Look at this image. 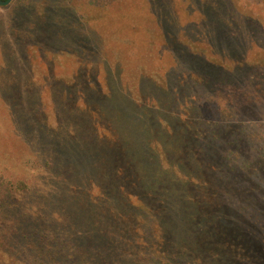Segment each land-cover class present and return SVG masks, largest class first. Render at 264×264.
I'll list each match as a JSON object with an SVG mask.
<instances>
[{
	"label": "trees",
	"instance_id": "16d2710c",
	"mask_svg": "<svg viewBox=\"0 0 264 264\" xmlns=\"http://www.w3.org/2000/svg\"><path fill=\"white\" fill-rule=\"evenodd\" d=\"M119 1L13 0L8 26L29 41L19 56L24 70L32 73L35 58L41 62L43 76L55 79L49 67L52 57L67 71L57 81L61 87L54 85L49 100L51 118L45 97L37 91L14 99L0 94V140L14 144L7 147L9 158L0 157V180L7 183L8 191H24L19 193L25 197L20 208L38 204L26 209L28 220L36 218V225L28 226H37L38 232L45 229L41 233L50 242L43 250L28 245L32 251H24L37 254L29 255L34 264H229V257L249 264L252 251L246 249L250 240L240 231L244 224L231 230L209 210L220 207L214 200L218 191L230 199L242 198L248 219L252 216L263 222L264 187L251 174L255 172L264 185V57L261 64L252 66L256 70L249 79H243L241 71L247 69V59L256 53L253 50L260 48L259 40H264V19L260 22L245 4L234 0H183V18L191 26L183 31L187 43L159 45L158 58H154L158 63L148 65L156 75L164 73L162 79L138 68L132 73L138 78L130 80L132 74L123 77L120 55L128 56L124 61L136 66L140 65L137 59L144 63L152 55L140 57L150 49L147 39L142 37L138 43L136 39L131 50L130 42L124 45L125 33L114 34L121 45L116 41L111 49L112 27L106 30L92 20L85 24L75 19L78 10L100 7L112 12L111 22L127 23L119 9L115 10ZM143 1L150 7L162 3L157 8L159 16L156 11L153 15L158 16V24L168 22L162 7L171 6L174 0ZM251 4L264 14V0ZM29 50H34V58ZM180 51L183 56L178 55ZM87 70L102 71V79L93 81L97 94L88 90ZM172 82L176 84L169 92ZM74 86H78L76 93ZM171 94L182 102V112L172 110V99L160 98ZM229 116L233 123L224 119ZM171 119L182 121V126H174ZM19 120L26 122L24 128ZM29 147L40 156L39 161L35 157L36 168L52 177L45 191L34 190L23 180L29 173L31 160L25 152ZM83 187L86 196H81ZM12 203L6 199L1 205L10 210ZM152 206H159L160 214L167 212V233L179 232L172 239L162 231L149 241L130 240L136 225L151 216ZM57 214L79 225L77 241L64 238L61 244L56 239V230L45 222ZM177 216L191 230L183 231ZM258 236L250 246L253 250L261 249L264 231ZM85 243L92 244L91 253L81 252L79 246L87 247ZM257 256L264 258L261 250Z\"/></svg>",
	"mask_w": 264,
	"mask_h": 264
},
{
	"label": "rangeland",
	"instance_id": "374dc122",
	"mask_svg": "<svg viewBox=\"0 0 264 264\" xmlns=\"http://www.w3.org/2000/svg\"><path fill=\"white\" fill-rule=\"evenodd\" d=\"M234 1L242 5L245 4V6L248 9H250L249 13H251L252 16H256L255 18L260 20V22L261 20L264 19V14L259 12L254 7V4H251V2H259V0H234ZM160 4L162 5V3ZM159 5H155V7H150L149 3L144 2L143 0H120L115 10L118 11L119 9V11L121 12L120 13L121 18L123 17L126 21H128L127 23L123 21L111 22L110 20L113 18L112 12L109 14L108 10L105 11V9H101L100 7H87L81 11L78 10L76 12L77 16L75 19H77L81 23L84 22L85 24L89 23L92 20L94 24L97 25V27H100L106 30L112 27L111 35H109V37L112 40H110V42L108 43L111 49L116 47L115 46L116 41L119 44V46L121 45V42H118V38L114 36V34L118 35L120 33H125L127 36L124 35L126 37L124 40V45L130 42L131 44L129 45V47L131 48V50L134 49L133 44H135L134 42L136 41V39H137V43L139 42V39H142V37L144 39H147V43H146L147 48H150V49L147 50L146 54L140 55V57L147 56L148 58L149 54H152V55L147 60H144V63L141 61V59L139 60L137 59V61L140 62V65L141 63L144 64V67H141L140 65L136 66L131 62H126L124 60H128L126 59L128 58V56H125L124 54L120 55V58H124V60L122 59L123 60L122 67H125V74L123 77L124 78L130 77V75L139 68L141 69L142 72L144 71L148 72V74L152 75L154 79L160 78L159 76H161V79H162L164 73H160L156 75V72H152L154 71L152 69V66H149L148 64H150L151 62L158 63V59L154 60V58L155 56L158 58L157 55H159V52L157 50L159 49V45L165 44V43L166 44L173 43L174 45L180 46L181 44L187 43V41L183 39V36L185 35L183 31H185L186 29L187 30L191 29V26L188 27L186 21L183 18L184 17L183 16V0H174V2L172 1L171 6L162 7L163 9H166L162 11L163 13L162 16L167 17L168 19V22H162V24L157 23L158 16H159L157 8ZM12 9H13V0L8 6L0 7V25L3 27L2 31H0V57H1L0 58V94L10 97L11 99H14L16 96L24 97L26 96V94L28 95V94H31L37 91L39 94H42V97H45L46 99L45 104L49 112L48 114L51 118V101L49 100H51V96H53L54 94V89L61 87L60 86L61 83L59 84V82L57 81L61 78L63 80V78H65V74H67V71L65 70V65L64 64L61 65V62L59 60L50 57L51 60L49 62H51V64L49 62L48 63H49V67L51 66L54 70L55 79L49 78L47 77V75L43 76L40 70L41 68L39 67V64H38V63L41 64V62L39 60L36 61L35 58L33 57L32 54L34 53V50L32 51L29 50L28 54L30 55V57L32 56L34 58V61L33 60L31 61V70H32V73H35L34 79L29 81V77L32 73L29 74L28 72H26L23 68L22 63L19 62L20 61L19 56L26 49V43L29 41L26 40L25 36H22L18 32H14L13 29H11L12 27L8 26V24H10L9 17L11 15ZM155 11L158 16L153 15ZM261 17L263 19H261ZM111 24H113V26H110ZM141 26H143L142 29H139ZM208 28L212 29V26L208 25ZM19 29H24V28L22 26H19ZM87 29H95V27H89V28L87 27ZM133 38L135 40H133ZM30 43H33V42H30ZM258 45H260V48H255L253 50L256 53H253V55H251L249 58L247 57L248 58L246 61L247 64H245L247 69L244 68V71L241 69L242 70L241 74H243V79L245 80L249 79L254 74L256 69L252 70V66L257 65L258 63L260 64L262 63L260 59L264 57V40L262 39L261 42L259 40ZM177 53L179 56H183V51H180ZM3 54H5V57L2 60ZM17 55L18 57H12V56H17ZM175 57H178V56H175ZM159 63H163V61L160 59ZM88 71L89 70L86 71V76H85L88 90H90V94L92 93L91 95H93V93L97 94L99 93V89L96 88L93 81L97 77L101 78L102 75L100 72L102 71L100 72L95 71V70L89 71V72ZM107 75L109 76V72L107 73ZM138 76H139L138 74L136 75L132 74L130 80L132 78L137 79ZM170 77H172L173 79H176L175 75L170 76ZM201 77L203 76L201 75ZM204 77L208 79L212 78L210 77V75H206ZM66 83L71 84L72 81L69 82V80H66ZM175 84L176 83L174 82L171 83V87H168L169 92L173 91V87L175 86ZM54 85H55V88H54ZM141 85L143 84H140L139 87ZM73 90H74V93H76L78 91V86H74ZM158 94L159 93L156 91V96H158ZM133 97L136 101L140 100V97L138 96L133 95ZM160 98L172 99L171 100L172 105L170 104V107L172 108V110L179 111V112L183 111L184 107L182 105V102L179 101V99L176 98L174 95L171 94L167 97L163 96ZM220 109L225 111L222 107ZM2 113L3 112L0 110L1 115ZM161 115L163 116L165 114L161 112ZM157 117L160 118V116H157ZM261 117H264V115L261 114ZM169 119L170 118H167V120ZM224 119L228 120L229 123L230 122L233 123V120H234V118H231L230 116ZM48 122L49 123L51 122L50 124L54 125L51 119L50 120L48 119ZM171 122H173L174 126H179V127L182 126V123H183L180 120L178 121V120H173V119H171ZM18 124L22 128H24L26 122L19 120ZM262 129L264 130V127ZM2 130L5 131L4 128H2ZM261 134H262L261 139H264V131H261ZM0 135H1V130H0ZM12 146H14V144H11L8 140L7 141L6 139L0 140V157H2L3 159L9 158L11 153H7L8 152L7 147H12ZM35 150H36L35 148L29 147L25 151L28 154L27 156L30 158L31 161L29 162L30 167L28 166L27 168L29 173L27 174L25 178H23V180H25L26 184H28L34 190L38 188H43L41 190H44V189L46 190V188H48L47 186L51 182L52 177H50L49 174L46 175L43 173L45 169L40 168V167L36 168L37 163L40 159V156L38 155L37 157L35 155L36 154L34 152ZM4 155L5 157H3ZM35 157L38 158V161L35 159ZM26 158L24 159V161L26 160ZM39 169H43L42 172L41 170L39 171ZM0 171H2V167H0ZM251 175H253L252 177L256 179L255 183L259 184V186L261 185L262 187H264L261 179L257 177L255 172H253ZM6 184L7 183H5L4 179L0 180V264H34L31 262L29 255L33 254L34 257H37V254L36 253L29 254L24 251L25 250L24 248H27L28 251H32L28 248V245H31V247H36L38 250H43L50 243L48 239L44 237V235L41 233V231L44 232L45 229H41V231L38 232L39 230L37 226H35L34 228L32 227L30 228V226H28L29 224L36 225L35 223L36 218L32 217L30 220H28L30 217L28 216L29 218H27L28 213L26 212V209L30 210L32 207L37 208L38 204L37 203L25 204L28 206L27 208H24L23 206L22 208H20L19 205H24L22 203H24L25 197H22L21 195H19V193L24 192V191H22L20 188H17V187H16L17 190L13 189L14 192L8 191ZM85 188L86 187H83V189H81L83 193V195L81 194V196H86ZM93 192L95 193L96 191L93 190ZM216 192H217L216 194L217 198L214 200L215 202L220 203V207L218 209H214V211L209 210V212L221 218V222L224 225H226L227 228L231 230L237 229L239 226V223H243L244 230H242L241 228L240 231L243 232L242 235L246 234L247 238L250 240V242L247 244L248 248L246 249V252L252 251L250 254L251 258H249L248 260L249 264H264V261H263L264 258L261 260L257 256L260 250L264 254V240H261V242L259 241V245L261 248L260 250H258V248L254 250L250 248V246H253V242H257L258 237H259L258 235L264 231V223H263L264 218H263V222L257 218H255L256 219L255 220L252 216H250L251 218L248 219L247 216L249 212L243 211V209L246 208L247 203H244L242 198L230 199L228 197L223 196L218 191ZM242 197L247 200V198L244 195H242ZM6 199H8L10 203L14 201V203H12L14 206L12 205V208L10 210L4 209L2 207L4 204L1 205V203ZM131 201L134 204H137L135 200L131 199ZM54 207L57 208V204ZM159 209H160L159 206L151 207V212H152L151 216L143 219V224L141 226L136 225L138 228L137 232L136 233L133 232L132 235H129L130 240L138 242L139 237H141V238H144L145 241H149L152 236L159 235L162 231L165 237L169 236L172 239L173 237L172 234L173 233L176 234V232L177 233L179 232V231H176V232L168 231L167 233L166 226L168 224L167 223L168 220L165 217L166 216L165 214H167V212L165 214H160L158 212ZM253 210H251L252 215H253ZM90 211L91 213H93L91 209ZM134 211L135 210H133L132 213L136 214ZM258 212L259 211L257 209V213H256L257 215H258ZM91 217L92 218L94 217L96 219L94 214ZM95 219H93L94 223L98 221L97 219L96 220ZM176 219L179 221V224L183 223V231L191 230L189 227H187V224L184 222V220L182 221L181 217L177 216ZM45 223L53 227L56 230L57 235L59 236L58 238L56 237V239L61 244L62 242L60 241V239H64V238L70 241L73 240L74 242L77 241L76 238L80 234L79 233L80 228H79V225L71 217L61 218V217H58V214H57L56 216L48 217V220ZM44 226L45 225L43 224L41 227L44 228ZM190 226L191 228H193V223H191ZM164 227L166 231L164 230ZM34 230H36V233L34 232ZM212 231H214V229H212ZM254 233H256V235H254ZM88 240H91V239L89 238ZM85 245L87 247H84L82 245L79 246V248H81V252H85L87 254L91 253L90 247L92 246V244L85 243ZM152 253L154 257L159 256V254L157 255V254H154V252H151V254ZM143 255H145V250L141 254V256ZM229 260H230L229 264H244L245 263V262L242 263L240 261H236L232 257L231 258L229 257Z\"/></svg>",
	"mask_w": 264,
	"mask_h": 264
},
{
	"label": "water",
	"instance_id": "95a60500",
	"mask_svg": "<svg viewBox=\"0 0 264 264\" xmlns=\"http://www.w3.org/2000/svg\"><path fill=\"white\" fill-rule=\"evenodd\" d=\"M12 0H0V7L8 6Z\"/></svg>",
	"mask_w": 264,
	"mask_h": 264
}]
</instances>
